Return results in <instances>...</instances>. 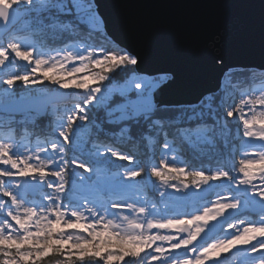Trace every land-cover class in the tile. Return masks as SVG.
<instances>
[{
	"label": "snow or ice",
	"instance_id": "snow-or-ice-1",
	"mask_svg": "<svg viewBox=\"0 0 264 264\" xmlns=\"http://www.w3.org/2000/svg\"><path fill=\"white\" fill-rule=\"evenodd\" d=\"M17 13H23L30 25L51 30L53 35L105 29L95 0H0V21L5 22L0 28L6 29ZM83 51V47L77 53L65 50L64 61L79 60V66L73 64L68 70L55 58L34 55V46L25 47L18 39L8 40L6 47L0 45V119L23 123L22 114L29 102L17 94V81L25 86L48 81L60 89L85 91L52 122L51 134L58 139L49 140L44 135L41 140L40 134L32 133L37 137L36 151L29 149L27 155L15 148L11 137L0 142V165L6 166L0 168V264H43L49 256L62 257L57 264H225L222 257L236 253H243L247 264H264V88L259 94L255 90L242 93L239 104L223 103L221 121L213 108L212 93L196 101H166L159 98V92L174 76L164 73L139 77L133 73L121 89L120 99L106 105L108 115L115 116L109 123L123 125L115 134L132 136L143 135L144 130L155 131L163 134V146L169 152H175L183 143L195 147L207 140L214 125L206 121V109L217 123L238 120L244 154L237 168H217L205 175L203 171L185 172L183 167L165 170L162 162L151 170L162 185L173 187L177 193L189 188L188 178L198 190L202 185L213 187L210 182L227 181L222 184L227 191L219 193L211 207L205 206L202 212L187 218L156 219L146 206L137 207L126 198L128 189L140 183L136 178L143 169L133 166L121 172V166L112 163L114 158L133 164L134 157L99 139L92 140L86 132L89 106H100L106 100L99 82L108 80V74L116 69L136 66L138 58L125 50L104 55L102 49L99 56L94 51L81 54ZM16 60L34 66L24 74L12 72ZM80 73L87 75L77 78ZM92 82L97 86L90 87ZM17 115H21L20 121H16ZM168 128L175 129L172 139L168 138ZM23 131L28 134L27 128ZM69 151L73 153L71 158L66 155ZM233 170L238 175H232ZM69 175L79 178L71 188ZM181 176L185 177L179 180L182 187L168 185V181ZM28 179L37 183L29 184ZM38 186L51 189L42 193L39 204L30 199ZM197 196L198 192H190L170 198ZM65 199L68 203L63 202ZM123 211L136 215H120ZM146 213L153 219H147ZM108 216H119L126 226ZM225 223L231 231L224 229Z\"/></svg>",
	"mask_w": 264,
	"mask_h": 264
},
{
	"label": "water",
	"instance_id": "water-1",
	"mask_svg": "<svg viewBox=\"0 0 264 264\" xmlns=\"http://www.w3.org/2000/svg\"><path fill=\"white\" fill-rule=\"evenodd\" d=\"M103 18V33L117 49L138 58L136 73L174 79L163 84L159 98L196 101L217 93L230 71H264V0H95ZM24 18L17 13L0 39ZM5 22L0 21V25ZM68 95L50 91L26 99L24 113L46 115L50 105ZM258 144V142H255ZM25 179V178H24ZM147 187L152 188L149 175ZM36 184L34 181H27ZM217 186L198 191L200 203L212 198ZM38 187L30 197L37 194ZM227 223L223 225L225 227ZM222 234V233H221Z\"/></svg>",
	"mask_w": 264,
	"mask_h": 264
},
{
	"label": "rangeland",
	"instance_id": "rangeland-1",
	"mask_svg": "<svg viewBox=\"0 0 264 264\" xmlns=\"http://www.w3.org/2000/svg\"><path fill=\"white\" fill-rule=\"evenodd\" d=\"M28 26H29V22L27 21V19L25 18V15H24V18L19 22V24L17 26H15L7 35H5L3 38L0 39V45H3L6 47V42L8 40H11L13 38L18 39L24 44L25 47L34 46V48H35L34 55H39L41 58H44V59L55 58V60L57 62L65 63V67L68 70L71 69L73 64H75L76 66H79V60L77 59L75 61H64L65 50H69V51H72L74 53H77V52H81V47H83V49H85V51H83L81 54L86 55L88 51H94L99 56L101 53V49H98L97 47H94L93 45L85 44V43H76V44L66 43V44L61 45L60 47L55 48V49H50V50L49 49H41L34 44L33 40L30 37H27L26 35H21V33H23L24 31H27ZM103 54L108 55V53L105 51H103ZM100 58H102V56ZM11 59H14V55H13V57H11ZM33 66L34 65H29L26 61L16 60L15 66L12 67L10 70L12 72L24 74L26 71H31V67H33ZM95 71H99V69H95ZM36 75L39 76L40 74L37 73ZM84 75H87V73H80V74H78L77 78H82ZM136 76L143 77V76L138 75V74H136ZM224 78H225V76H224ZM69 79H71V77H69ZM127 81L128 80H126L121 85H117V84L104 85L101 82H99L100 85L104 89V95L106 97V100H105V103H102L100 106H97V107H106V105L111 100L114 101V99L116 100L117 97H120V91H121V89L126 87ZM44 83L47 84L46 86H51V89L50 88L45 89L46 87L43 86L42 84H37L34 86L29 85V86L21 87V88L16 89V91H17V94L19 96L24 97L25 99H28V98H31L34 96H36V97L42 96V95L49 93L50 91H56V92L65 93L66 95H68V99L65 102L60 103V104L50 105L47 109V111L49 110V114L51 116V121L47 124L46 135L48 136L49 140L58 139L57 136L51 134L52 122L55 121L58 118V116L64 112V110L66 108H71L73 103L77 102L79 97L84 96L85 91L82 89H73V88L60 89L58 85H54L48 81H44ZM222 84H223V82H222ZM224 84L226 86L227 82H225ZM89 86L95 87V86H97V82H92ZM2 87L6 88L7 86L5 85ZM133 88H134V85H133ZM261 88H264V82L253 83L251 85H248L243 90L228 89V90H226L225 95L227 97H230L234 101V104H239L242 93L251 92L252 90H255L256 94H259V90ZM89 108H96V107L89 106ZM108 111H109V109L105 110L106 115H108ZM27 114L28 113H23V116H22L23 121L28 118ZM17 117L21 118V115H17ZM5 120H8V119H5ZM110 120L114 121L115 116H111ZM233 122H235V124H236L235 132H234V140L230 144V147H231L230 151H228V154L231 157V161L227 160V158H226L225 164L223 163L224 165L212 169L209 173L204 172L205 175H208V174L216 171L217 168L227 167L228 169L232 170V169H235L239 166V160L244 154L242 151L243 145L241 144V140L243 139V137H242L241 128H240V126H238V120H233ZM86 124H87L86 132H87V135L89 136L91 126H90V124H88V122H86ZM10 137L13 140H15V142H16L15 148L18 149L23 155L30 154L28 151L29 149H31V151H36L35 145H36L37 137L29 136L28 134L26 135L24 133V131H21L18 133H12V131L11 132L6 131L4 134L0 133V142L7 141ZM40 139L43 140V137L41 136ZM255 142L256 141H252L251 143L255 144ZM198 144H202V145L208 144V145L214 146L213 140L209 136H208L206 141L198 142ZM225 146L226 147L228 146L226 142L224 143V147ZM89 147H91V145H89ZM248 150L252 151L251 148ZM48 154H51L50 145L48 146ZM154 154H155L156 163L154 164L152 162L153 164H151L149 166L150 170H152L154 167L159 168L161 163L163 162L166 166L165 170H167V167L175 166V167H183L185 169V172H187V169L189 167V163L185 159L186 156H184V155L178 156L174 152L167 151L164 148V146L161 145V143L158 145V148L155 150ZM41 155L43 156L44 153H41ZM66 155L68 158H71L73 153L71 151H69ZM58 158L59 157H57V159ZM115 161L116 160L113 158L112 163L115 165H119V163H117ZM128 165L129 166H126L125 168L137 166L135 164V162H133V164L128 163ZM3 167H6V166L0 165V168H3ZM123 169L124 168L120 169V171L123 172ZM9 170H11V169L9 168ZM12 171H14V170H12ZM71 171H72V169L69 168L70 173H71ZM77 171H80V170H77ZM191 171H193V170H190V172ZM84 175H87V173H85ZM147 175H149V172L146 174V177H147ZM232 175H238V174L233 170ZM146 177L144 179L141 176L136 178L137 181H139L140 183L138 185H136L135 187L128 189L127 194H126V198H127L128 202H135L137 207H139L141 205L146 206L148 208L149 212H154L156 214L155 215L156 219H165V218H172V217L187 218L188 216L192 215L194 212H202L203 207H205V206L211 207L212 206L211 202L218 199V194L221 192L227 191L226 188L222 187V184H227V181H223V182L215 181V182H210V183L217 186V188L214 191L212 198H210L206 202L200 203L197 200V197H194V198L190 197L188 199L173 200L170 197H183L184 193L198 192L199 190H201V189H203L209 185H202L201 189L198 190V189L193 188L191 186L190 178H188L189 188L184 189V192H182V193H177L173 187H171V186L166 187V186L162 185L161 182L157 178H154L153 179L154 181H152V179L150 178V175H149V179H150V183L152 185V188L149 189L147 187L148 181H147ZM17 179H19L21 181L24 180V178H17ZM51 179H54V178H51ZM68 179H69V186L68 187L71 188L73 181H78L79 178L69 175ZM184 179H185V177H183V176L179 177L178 179H172V180L168 181V185H178V186L182 187V185H179V180H184ZM34 182L37 183L36 181H34ZM44 192H51V189H48L46 186H38L37 194L34 197H30V199L35 200L37 202V204H39V200H42V193H44ZM161 192H164L165 195L162 196ZM4 199L7 201V198H4ZM63 202L68 203V201H66V199ZM118 202L121 204L124 203V201H118ZM153 205H155V208L153 207ZM72 206H74V204ZM82 207H83V202H81V210H82ZM101 211L103 212V210H101ZM109 211L111 212V211H113V209H111L109 207ZM85 215L87 216L89 214L87 212H85ZM120 215H127L129 217H132L133 215H136V214L129 213L127 211H123L120 213ZM225 215H227V213ZM108 217H112V216H108ZM145 217L147 219H153V216L147 215V213L145 214ZM145 217H141V219H145ZM112 218L114 221H117L118 223L125 225V222L120 220L119 216H115ZM249 218H253V217H249ZM220 219L222 220L223 218H220ZM89 222H91V219ZM224 229L226 231H231L230 229H228L227 224L225 225ZM69 231H77V230H69ZM152 231L155 232V230H152ZM77 234L86 235V233H78V232H77ZM49 258L51 260H53V264H57V261L62 259V257H56V256H49V257H46L45 259H49ZM222 258L225 259V264H247L246 257L244 256L243 253H236L235 255L228 254L226 257H222ZM97 264H103V262L97 261ZM113 264H116V262H113Z\"/></svg>",
	"mask_w": 264,
	"mask_h": 264
},
{
	"label": "trees",
	"instance_id": "trees-1",
	"mask_svg": "<svg viewBox=\"0 0 264 264\" xmlns=\"http://www.w3.org/2000/svg\"><path fill=\"white\" fill-rule=\"evenodd\" d=\"M21 35L30 37L33 40L34 44L41 49H55L66 43H85L93 45L98 49H103L108 54H118L120 52L119 49H117L107 40L102 31L89 32L88 30H84L80 35H73L70 32L53 35L51 30L40 29L36 25L29 24L27 31H24L23 33H21ZM133 73H135V75L137 74L135 67L133 66H128L124 69H116L114 72L108 74V80L102 81L101 83L104 85H121L126 80L131 78ZM222 82L223 84L220 90L217 93L213 94L214 99L212 102L213 108L216 110L215 114L217 116V120L221 121L224 111L222 104L225 102L229 105L234 104V101L230 97H227L225 95L226 90H243L248 85H251L253 83L264 82V71H230L225 75V78ZM225 82H227L226 86L224 84ZM42 85L46 87H44L45 89H51V86H46V83ZM21 87H25V85H23L22 82L17 81L16 89ZM118 99H120V97H117V99H114V101L111 100L107 105L110 106L114 104ZM107 109H109L107 106L90 108V111L88 112V124H90L91 126L89 136L92 140L99 139L100 141H103L115 147L118 151L132 155L134 157L135 164L143 169L141 177H143L144 179L146 177V174L149 172L150 178L152 179V181H154L153 179L156 177H153L151 175L149 166L153 163H156L154 152L158 148V145L160 143L162 146L164 145L163 134L157 135L155 131L144 130L143 135L135 134L132 136H128L126 134L124 136H119L115 133H118L119 128L123 125L109 123L110 117L106 115L105 112V110ZM209 112L210 110H205V119L209 124L214 125L212 131H210L208 135L213 140L214 146L208 144L202 145L197 143L196 146L193 147L187 143H183L180 144L177 150L174 152L178 156H186L185 159L189 163L187 172H190V170H197L209 173L212 169L224 165L226 162V158L227 160L231 161V157L228 154V151H230V144L234 140L236 124L235 122H233V120H229L227 124L223 122L217 123L216 121L212 120ZM27 115L28 118L23 121L24 123H10L8 120H5L6 118L0 119V133L4 134L6 131L18 133L27 128L29 136L36 137V135H32V133H38L40 134V137L46 135L47 124L51 121L49 110L44 117H39L31 113H28ZM20 120V117H16V121ZM97 125H99V127H97ZM133 127L135 131L136 126ZM113 130H115V132ZM168 134V138L172 139L173 135H175V129L168 128ZM225 142L228 145L227 147H224ZM115 162L119 163V166H121L120 169L129 166L126 161L116 160ZM43 264H53V260H51L50 258L44 259Z\"/></svg>",
	"mask_w": 264,
	"mask_h": 264
},
{
	"label": "bare ground",
	"instance_id": "bare-ground-1",
	"mask_svg": "<svg viewBox=\"0 0 264 264\" xmlns=\"http://www.w3.org/2000/svg\"><path fill=\"white\" fill-rule=\"evenodd\" d=\"M213 200V199H212ZM42 202V200H39V203H41ZM82 211H84V208L82 207ZM86 212V211H85ZM101 214L103 215V212L101 211ZM107 219H113L112 217H106ZM115 222H117V221H115Z\"/></svg>",
	"mask_w": 264,
	"mask_h": 264
}]
</instances>
